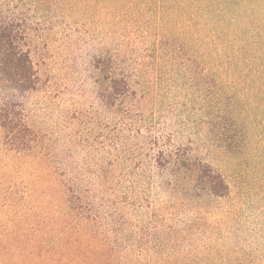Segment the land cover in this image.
I'll use <instances>...</instances> for the list:
<instances>
[{
    "label": "rangeland",
    "instance_id": "1",
    "mask_svg": "<svg viewBox=\"0 0 264 264\" xmlns=\"http://www.w3.org/2000/svg\"><path fill=\"white\" fill-rule=\"evenodd\" d=\"M105 14L92 4H79L57 9L33 26L27 45L40 76L38 90H3L25 108L47 148L64 150V135L74 127L69 149L74 161L62 154L57 167L61 161L70 162L72 170L76 165L92 168L98 151L111 143V135L106 136L112 131L97 100L105 76L89 65L98 49L107 55L111 48V34L101 30L103 22L107 25ZM182 37L158 42L157 50L163 51L143 50L139 39L127 38L124 44L131 49L123 51V65L134 70L138 94L153 104L152 123L164 128L175 145L191 147L220 172L229 195L193 201L185 180L174 187L153 184L144 207L126 214L117 228L127 243L147 250L138 263L264 264V56L248 68L239 66L238 72L224 64L225 58L214 68L220 81L212 90H227L226 103L240 117L245 134L242 145L237 140L238 148L229 152L207 132L210 57L202 45L196 55L190 51L184 56L179 42L188 48L190 42ZM183 62L186 68L178 65ZM258 70L263 73L255 74ZM49 187L43 164L8 153L0 129V264H92V239L85 243L63 231L68 219L47 199Z\"/></svg>",
    "mask_w": 264,
    "mask_h": 264
},
{
    "label": "trees",
    "instance_id": "2",
    "mask_svg": "<svg viewBox=\"0 0 264 264\" xmlns=\"http://www.w3.org/2000/svg\"><path fill=\"white\" fill-rule=\"evenodd\" d=\"M79 4H92L107 16V25L103 22L101 30L108 29L111 34V48L107 55L98 49L89 65L98 76H105L97 100L112 132L106 136L111 135V143L98 151L92 168L84 163L86 166L76 165L72 170L70 162L60 161L61 167L57 164L65 153L66 159H73L69 149L74 127L64 135V150L47 148L45 136L29 120L25 108L3 90L20 94L38 90L40 76L30 58L28 34L57 9ZM181 34L190 42L188 48L178 41L184 56L190 51L196 55L197 45H202L210 57L206 67L207 132L214 143L230 152L234 145L238 148L237 140L241 145L244 142L243 123L226 103L227 90H212L220 81L214 68L225 58L224 64L238 72L239 66L248 68L264 56V0H0L2 146L14 156L43 164L50 182L47 199L68 219L63 231L75 233L85 243L92 239V264H153L138 263L136 259L147 250L127 243L128 237L120 236L117 228L126 214L144 207L141 203L149 200L147 193L153 184L174 187L180 179L185 180L193 201L204 197L217 201L229 195L220 172L191 147L175 145L164 128L152 123L153 104L146 95L138 94L134 70L123 65V54L131 49L124 44L127 38L136 37L143 50L150 47L154 51L158 42L181 40ZM178 65L187 67L184 62ZM259 72L263 73L258 70L255 74ZM86 155L88 160L90 151ZM61 240L65 241L64 234Z\"/></svg>",
    "mask_w": 264,
    "mask_h": 264
}]
</instances>
